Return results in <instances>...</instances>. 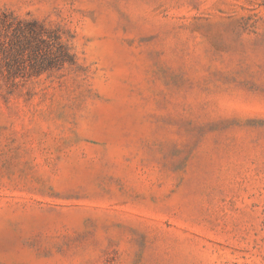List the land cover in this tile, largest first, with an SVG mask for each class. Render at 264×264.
Returning a JSON list of instances; mask_svg holds the SVG:
<instances>
[{
    "label": "rangeland",
    "instance_id": "374dc122",
    "mask_svg": "<svg viewBox=\"0 0 264 264\" xmlns=\"http://www.w3.org/2000/svg\"><path fill=\"white\" fill-rule=\"evenodd\" d=\"M76 67L0 73V264H264V0H0Z\"/></svg>",
    "mask_w": 264,
    "mask_h": 264
},
{
    "label": "trees",
    "instance_id": "16d2710c",
    "mask_svg": "<svg viewBox=\"0 0 264 264\" xmlns=\"http://www.w3.org/2000/svg\"><path fill=\"white\" fill-rule=\"evenodd\" d=\"M76 65L59 28L0 16V73H7L12 85L17 80L27 84L42 75L62 76Z\"/></svg>",
    "mask_w": 264,
    "mask_h": 264
}]
</instances>
